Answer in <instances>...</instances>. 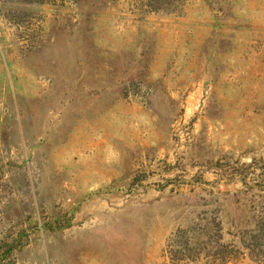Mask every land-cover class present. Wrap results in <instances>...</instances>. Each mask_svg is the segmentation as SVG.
Instances as JSON below:
<instances>
[{"label":"rangeland","instance_id":"rangeland-1","mask_svg":"<svg viewBox=\"0 0 264 264\" xmlns=\"http://www.w3.org/2000/svg\"><path fill=\"white\" fill-rule=\"evenodd\" d=\"M0 264H264V0H0Z\"/></svg>","mask_w":264,"mask_h":264}]
</instances>
